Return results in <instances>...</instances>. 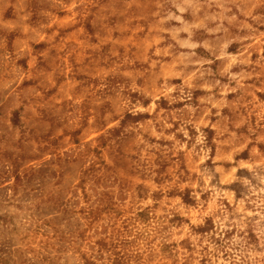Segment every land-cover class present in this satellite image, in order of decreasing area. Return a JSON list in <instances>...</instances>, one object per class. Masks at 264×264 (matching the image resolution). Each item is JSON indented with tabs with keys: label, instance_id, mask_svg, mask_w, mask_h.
Masks as SVG:
<instances>
[{
	"label": "rangeland",
	"instance_id": "1",
	"mask_svg": "<svg viewBox=\"0 0 264 264\" xmlns=\"http://www.w3.org/2000/svg\"><path fill=\"white\" fill-rule=\"evenodd\" d=\"M113 130L111 166L140 154L160 180L186 173L212 192L204 208L164 199L160 212L216 214L241 170H264V0H0V217L21 228L0 223L7 246L39 247L42 182H77L80 153Z\"/></svg>",
	"mask_w": 264,
	"mask_h": 264
},
{
	"label": "trees",
	"instance_id": "2",
	"mask_svg": "<svg viewBox=\"0 0 264 264\" xmlns=\"http://www.w3.org/2000/svg\"><path fill=\"white\" fill-rule=\"evenodd\" d=\"M115 132L101 136L96 146L80 153L81 159L91 160L77 182L63 188L62 178L52 190L42 182L39 247H9L0 233V264H59L69 251L78 264H264V196L256 193L264 187L257 178L263 168L241 170L236 182L225 186L232 199L221 196L216 214L194 224L178 208L160 212L164 199L179 200L190 209L204 203V208L212 192L202 191L201 186L196 190L179 170L177 180H160L164 166L157 170L149 161L143 163L140 154L132 155L126 169L116 152L111 166L104 154ZM62 173L58 176L63 177ZM153 175L157 177L150 182ZM15 180L20 182L21 174L16 173ZM16 216L0 217V223L4 227L11 223L8 229L16 232L21 229L13 221ZM184 229V238H170ZM18 253L24 261L20 262Z\"/></svg>",
	"mask_w": 264,
	"mask_h": 264
}]
</instances>
